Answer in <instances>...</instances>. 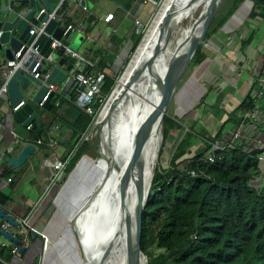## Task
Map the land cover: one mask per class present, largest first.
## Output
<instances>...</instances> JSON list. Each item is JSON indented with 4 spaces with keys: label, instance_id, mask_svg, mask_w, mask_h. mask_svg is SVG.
<instances>
[{
    "label": "trees",
    "instance_id": "obj_1",
    "mask_svg": "<svg viewBox=\"0 0 264 264\" xmlns=\"http://www.w3.org/2000/svg\"><path fill=\"white\" fill-rule=\"evenodd\" d=\"M244 1L247 0H226L215 16L204 42L193 56L188 70L194 72L206 60L204 43L218 35L225 22ZM248 1L253 4L248 22L259 18L263 25L264 0ZM248 22V30L243 39L246 42L263 41L264 30L259 35L251 34L256 28L250 29ZM143 34H132V45L125 64L141 43ZM107 67L97 66L103 73ZM118 76L119 73L105 71L101 88L102 103L115 89ZM246 77L247 81L239 88L243 93L242 100L233 110L221 107L224 92L216 95L209 117L214 122V134H210L196 120L185 130L180 120L170 115L164 117L159 158L141 216V250L147 258V264H264V161L259 160V155L264 151V142L258 146L240 139L231 143L227 135L241 125H245L248 131L257 129L264 134L262 126L258 127L256 122L246 119V115L253 112L257 105H260L261 112L264 111V84L261 81L264 79V57L258 73ZM211 90L210 86L195 110L203 108ZM75 98V94L69 97L61 94L55 96L49 110L51 121L44 125L39 118L32 122L29 129V137L34 141L47 142L49 127L55 123L61 130L59 145L65 148L61 155L62 161L66 162L65 176L47 202V214L54 208L52 200L58 188L81 158L96 147V140L87 139L85 135L93 125L102 103L93 100L90 104L93 115L78 110L80 116L72 122L63 115V110L66 107L76 108L73 104ZM57 100L58 107L55 106ZM224 116L225 119L220 122ZM68 131L70 136L62 144ZM177 131L181 137H178L169 167L164 169L159 159L169 138ZM197 142L200 144L194 155L185 162L186 169H179L184 156ZM218 142L222 144V150L213 149V145ZM10 201L9 197H1L0 207L6 209ZM31 209L28 206L18 217L26 219ZM28 237L32 240L31 244L37 246V252L39 249L41 251L42 237L38 235L31 238L30 233ZM17 238L23 240V236L18 235ZM32 245L27 246L22 259L36 253L35 249H30ZM11 247L7 243L4 247L0 246V264L12 261ZM29 264H38V256Z\"/></svg>",
    "mask_w": 264,
    "mask_h": 264
},
{
    "label": "bare ground",
    "instance_id": "obj_2",
    "mask_svg": "<svg viewBox=\"0 0 264 264\" xmlns=\"http://www.w3.org/2000/svg\"><path fill=\"white\" fill-rule=\"evenodd\" d=\"M211 1L174 0L176 13L174 14L175 20L172 22L173 28L180 26L185 20L191 19L193 14L201 10L203 5L205 14ZM171 2L172 0H166L163 4V7L154 20L152 28L145 36L141 45H139L134 57L129 64L126 63L127 67L121 73L122 75L119 76L118 85L110 95L101 113L99 119L109 118L105 128V135L108 138L107 151L105 152L103 143H99L100 153L97 161L91 162L88 158L84 157L78 163L67 184L62 188L57 197L56 204L58 207L55 217L59 216V219L52 220L48 231L45 233L46 247L43 255V264H70V261L66 263V256L68 253H71L68 250L73 253V248L75 247L73 238L70 237L71 227L69 224L72 216L74 217L73 212H79L77 217L79 219H77L76 223L78 224L81 246L85 252L83 259L79 255V264L98 263V257L101 252L100 248L115 233L120 223H124L126 218L124 209L121 211L117 183L126 168L132 149L134 133L146 115L150 111H155L158 112V115L156 116L149 140L141 156L137 173L135 172L133 176L127 179L126 197L130 205L138 207L149 190L161 139L160 118L162 108H164V104L161 103V86L167 81L173 59L189 45L192 34L190 33V28L185 29L174 48L171 46V41L167 44L164 42L163 36L161 37L160 35V28L163 17ZM249 8V3L243 4L228 21L227 25L229 28H235L237 24H240L249 12ZM204 23L205 17L203 15L195 25L196 28L193 31L192 38L199 35ZM158 47L160 51L155 54V49ZM134 76V80L131 81ZM107 160L111 162L115 171L108 170ZM138 176L139 186L136 188ZM108 190H110L108 194L111 199V203L108 206L110 207V215L109 217L105 216L102 226L107 222L109 232L107 236H101V239L96 244L93 242L94 239L92 243H88V227L93 222V218L98 216V214L101 215L105 211H103L105 209L103 204L108 203V200H104L105 197L103 196ZM89 197L92 204L85 206ZM97 202H100V205ZM79 207H82V209L79 210ZM112 213L116 217L112 216ZM60 227L62 230L64 229L65 236H60L61 239L57 237L56 241L58 242L54 243V246H51L50 241L54 239V232L57 233ZM123 248L124 237H121L119 243L111 250V255L105 260L104 264H125ZM91 250L93 251L91 252ZM51 255H53V258ZM55 258L56 263L53 261Z\"/></svg>",
    "mask_w": 264,
    "mask_h": 264
},
{
    "label": "crops",
    "instance_id": "obj_3",
    "mask_svg": "<svg viewBox=\"0 0 264 264\" xmlns=\"http://www.w3.org/2000/svg\"><path fill=\"white\" fill-rule=\"evenodd\" d=\"M83 1L85 3L84 6L86 7L85 10L83 9V5H81L80 1L66 0L60 4V0H56L50 11L53 12L58 8L57 15L61 17L59 24L65 30L71 27V34L67 38V41L69 42V50L80 56L79 59H76L67 54L63 55V57L67 58L63 69H67L68 66L72 64L69 72L70 75L75 76L77 73L94 75L95 73L101 72L97 68L98 65H105L108 66L105 69L106 72L111 74L119 73L129 56L132 45V34L138 33L135 20H139L143 25L147 24L153 16L157 4L150 0ZM21 6H23L21 1L0 0V22L6 21L12 10H17ZM109 15H112V19L107 21L106 17ZM242 44L243 45L236 42L233 46H228L222 43L219 47H215L214 44H211V47L215 48L217 51L219 50V54L213 52L211 60L207 59L211 56V52H209V48L206 49L207 52H204L206 54V60L200 65L198 70H196L199 71L198 73L201 75L205 71L207 73V77L211 75V77H209L206 81L207 85L212 86L210 83L211 80L213 78H219L221 75L219 70L221 69L222 64L225 63L222 59L225 54L230 56V54L233 53V57L235 59H237L236 57L239 55L244 58V60L246 59V52L244 49L249 44L247 46H244V42H242ZM225 47L227 50H224ZM235 49H237L238 52H236ZM247 49L248 48H246V50ZM3 60L4 52L2 51L0 53V90L5 82L1 73ZM225 60L228 62L227 56ZM204 64L206 65L203 68ZM49 69L51 68L49 67ZM49 69H46L45 72L49 71ZM246 75H248L246 70L237 69L235 72H228V70H226V77H229V80H232L233 83L229 87L230 90H233L234 88L236 91L237 89V93L239 95L238 98L232 96L235 105L231 106L229 109L227 108L228 110H233L240 104L243 93L239 88L247 81ZM62 86L63 83L56 85L57 93L54 97L59 94L63 95L61 93ZM231 92L233 93V91ZM69 96L70 95H66V97ZM31 105L33 107V113L36 114V120L40 118L43 124L47 125L51 121L50 112L41 108L38 104L31 103ZM11 109L12 107L9 104L8 97H6V95H0V198L4 196L11 199L6 206V209H2L1 207L0 209L4 210L16 219H20L18 216H20L28 206L31 207V213L27 217L29 227L39 229L43 225L45 218L48 216L45 208L47 207V202L50 200V197L55 192L57 186L56 183L50 181L52 173L51 170L44 165V160L49 158L53 153H55V155L62 160L61 155L65 151V148L64 146L59 145L61 130L59 128H53V126L56 125L55 123L49 127L47 140H58V145L54 151L45 146L42 147L37 145V140L34 141L29 137V129L23 126L22 123L16 121ZM184 113L187 114L188 112ZM260 114L263 116L264 111L260 112ZM260 126L264 128V124L258 125V127ZM246 129L247 128H245V131ZM246 132L247 134L244 140H246L249 135L254 138L264 137V134L259 132L257 129L250 134V131ZM65 136H68V140L70 131H68L64 137ZM28 144L34 145L35 151L24 165L20 168H13L6 162L7 158L16 157L20 150ZM8 179H10V181H8ZM57 197L56 199L54 197L55 205H57ZM54 199L52 200V204ZM56 213L52 220L59 219V216L55 217ZM1 222L2 221L0 220V223ZM51 222L49 223L46 232L48 231ZM46 232H44V234ZM72 235V232H70V237L74 238ZM30 237L33 238L31 234ZM53 238L55 239L56 237L53 236ZM73 242L75 247L73 248V253L68 250L71 253H68L66 256V263L68 261L73 263V261H75L74 258H76L79 253L78 246L74 240ZM31 243L32 240L28 237V246L32 245ZM31 248L36 250L35 254L31 253L23 259L21 256L18 258L13 257L12 261L8 264L31 263L32 260L38 256L37 246L32 245L30 249Z\"/></svg>",
    "mask_w": 264,
    "mask_h": 264
},
{
    "label": "water",
    "instance_id": "obj_4",
    "mask_svg": "<svg viewBox=\"0 0 264 264\" xmlns=\"http://www.w3.org/2000/svg\"><path fill=\"white\" fill-rule=\"evenodd\" d=\"M23 3V6L18 8L17 10H12L9 15V18L4 21L0 22V53L4 52V60L3 65L6 64L8 60L13 59L14 53L19 51V49L25 45V48L21 52V57L23 58V62L21 66L17 68L11 78L9 79L6 89V94H1V96L6 95L8 97V101L11 107H14L20 101L24 102V105L15 113H13L17 122L23 124V126L27 127L32 124L33 121L36 120V114L33 113V107L31 103L39 104L42 98L45 96L47 92V85H57L63 83L61 88V93L66 95H74L78 83L74 79V76L70 75V70L72 64L68 66L67 69H63L65 65L66 59L63 57V50L62 48L52 49L51 43L53 41L61 42V44L69 49V42L67 38L71 34V30L68 29L65 32V29L57 22L56 20L49 18L48 12L51 11L54 3L56 0H17ZM80 1L81 5H85L83 0ZM155 4L161 2V0H150ZM224 0H212L206 13L204 14L205 23L203 28H201L200 33L197 37H193V31L196 28V22L199 19H196L190 28V40L189 45L185 47V50L182 53L173 59L171 68L168 73L167 81L162 85L161 92H162V100L161 103L164 104V108H162L161 113V133H162V121L166 116V112L169 108V104L176 92V89L185 74L186 70H188V66L195 55L198 48L203 43L207 32L209 31L215 16L217 15L222 3ZM247 1H244L245 4ZM189 5V4H188ZM240 6V7H241ZM239 9V8H238ZM44 10V12H41ZM236 12V11H235ZM175 3L172 0L170 6L168 7L166 14L163 17V22L160 28V35L163 36L164 42L167 44L173 35L175 28H173L172 22L175 20ZM235 15V13L225 22L224 26L228 21ZM41 23H46L43 31L41 33L35 32L34 34L30 35L29 32L33 28H37ZM223 26V27H224ZM222 27V28H223ZM221 28V29H222ZM220 29V30H221ZM34 42V47L37 48L39 55L42 57L41 59V66L44 69H49L48 77L45 79H35L31 75V71L38 59V57L32 51H27V47ZM5 46V48H4ZM139 47V46H138ZM138 47L136 48L135 52L137 51ZM160 51V48L155 49V54ZM50 57L49 60L47 58ZM135 76L131 79L134 80ZM114 90L111 92V94ZM110 94V95H111ZM54 97V93L51 92L47 100L44 102L42 108L49 111L52 107L51 100ZM90 104V101H89ZM63 115L70 121L75 122L79 116L80 112L74 107H66L63 110ZM158 112L150 111L146 117L140 122L136 132L134 133L132 139V149L130 152V156L128 157L127 165L125 170L123 171V175L120 176V179L117 183V191L119 202L121 203V211L126 212V218L124 223H120V226L115 230V233L105 242L99 254V261L98 263L94 264H104L105 260L111 255V250L114 248L116 244L119 243L121 237H124V263L125 264H147V258L143 254L141 250V234H142V225H141V216L142 211L147 200L152 178L155 172V166L153 167L152 178L149 185V190L147 191L146 196H144L141 204L138 207H133L130 205L127 197H126V183L127 179L130 176H133L135 172L137 173V169L140 164L141 156L145 150L146 144L149 140L151 130L153 124L155 122L156 116ZM101 114L99 115L100 118ZM106 122L109 121V118L104 119ZM105 128L102 130L105 135ZM68 136H65L62 140L64 143L67 140ZM106 138V135H105ZM107 139V138H106ZM106 145V143H105ZM105 148V146H104ZM35 151V146L32 144H28L24 146L20 152L17 154L16 157L7 158L6 162L11 165L13 168H20L24 165L29 158L33 155ZM105 148V152H106ZM82 160V159H81ZM78 164V163H77ZM76 164V166H77ZM75 166V168H76ZM107 167L109 171H115L113 169V165L109 160H107ZM74 168V170H75ZM73 170V171H74ZM73 173V172H72ZM136 188L139 186V176L138 180H136ZM110 190L105 192L104 200H108V203H104L105 209L101 215L98 214L95 218H93V222H91L90 226L87 230V240L88 243L93 241L96 244L100 239L101 236H107L108 224L107 222L103 225V221L105 216L110 215V207H108L111 203V199L109 196ZM59 193V192H58ZM57 193V196H58ZM55 196V199L56 197ZM109 196V197H108ZM55 199L53 204L55 205ZM113 202L114 199L112 198ZM101 202V201H100ZM100 202L97 204L100 205ZM102 203V202H101ZM87 204H92L90 197L87 199ZM82 207H79V210ZM78 210V211H79ZM79 212H73L74 217L70 219V227L72 230L73 235L75 236L79 247L82 250L80 242V236L78 232V224L77 218ZM112 216L116 217L115 214L112 213ZM111 216V219H112ZM121 218V216H120ZM0 220L6 222L11 225L12 228L17 229L19 228V223L16 219L6 213L4 210L0 209ZM114 220V218H113ZM109 222V220H107ZM38 233L34 232L31 233L33 238H36ZM0 237L6 240V242L12 244L13 246H18V255L24 256L27 252V246L22 244V241L15 237L13 234L6 233L0 230ZM42 237V236H41ZM42 246V244H41ZM93 250H91L92 252ZM40 253V249L38 250ZM85 253V252H84ZM91 263V262H89Z\"/></svg>",
    "mask_w": 264,
    "mask_h": 264
},
{
    "label": "rangeland",
    "instance_id": "obj_5",
    "mask_svg": "<svg viewBox=\"0 0 264 264\" xmlns=\"http://www.w3.org/2000/svg\"><path fill=\"white\" fill-rule=\"evenodd\" d=\"M165 1L166 0H161V2H159L157 4L155 12L153 13V16L148 21V23L145 24V27L143 29L144 34H143V38H142L141 43L145 39V36L148 34L149 30L152 28L154 20L157 17L160 9L163 7V4L165 3ZM225 2H226V0L223 1L221 7L225 5ZM227 3H229V1ZM203 6H202L201 10H199L193 14L191 19L185 20L184 21L185 23L182 22V24L180 26L175 28L173 35L171 37V40H170L172 42L171 46L173 48H174L177 40L182 36L183 31L185 29L189 28L192 25V23L195 21V19H198V17H199V19L196 22V24L200 21V19L202 18V16L204 15V12H205V10L203 9L204 8ZM237 10H236V12H237ZM251 10L252 9L250 8L249 12L245 15L244 19L241 21V23H240L241 25L237 24L235 28H229V26L227 25L228 23H226V25L219 31L218 35L211 37L203 45L204 52H207L206 49L209 48V52H211V56L207 59L211 60V58L213 56L212 55L213 52L219 54V50L218 51L215 50V48L210 46L211 44H214L215 47H219L222 43H224L228 46H231V45L233 46L236 42L241 43V45H243L242 42H244L245 43L244 46H247L249 44L244 49L246 52L245 53V56H246L245 60L240 55L238 57H236L237 59H235L233 57V53L230 54V56L225 54V56L222 57V59H223V61H225V63L222 64V67L219 70V73L221 75L219 76V78H213L211 80L210 83L212 84V86H211L212 90L210 91L209 95L206 97L205 105H203L202 109L195 110V108H197L196 105L200 102L201 98L206 94L207 89H210V86L206 84V81L209 77H211V75L208 74L209 76L207 77L206 71L202 75L199 74L198 73L199 71H197V70L200 66L194 72H191L190 70H186L185 74L183 75V77H182V79H181V81H180V83L176 89V92H175V94H174V96H173V98L169 104V108L166 112V115H170V117L180 120V122L182 123L185 130L189 126L192 125L193 120H196L200 124H203L205 126V128L209 130L210 134H214V132H215L214 131L215 126L213 127L214 122H212L209 119V117H210V107L214 103V100H215L217 94H219L221 92L225 93V96H224L222 103H221L222 108H225V109L228 108L229 109V108H231V106L235 105L232 96H235V98L236 97L238 98L239 95L237 93V89H236V91L234 88H233V90H230L229 87L233 83H232V80L231 81L229 80V77H226V70H228V72H235L237 69L246 70L249 77L254 76L255 74L258 73L259 68H260V63L262 61V58L264 57V46H263L264 43H263V41H261V42H255V41L246 42V39H243L247 33V30H248L246 27V22H248V16H249ZM237 23H239V22H237ZM248 23H249L250 29L256 28L251 34L259 35L262 32V30H264V24L261 25V21L259 18L251 20ZM141 43L139 45H141ZM246 48H248V49L246 50ZM224 50H227V48L225 47ZM235 50H236V52H238L237 49H235ZM235 54H237V53H235ZM134 55H135V52L129 58L127 64L130 63V61L132 60ZM221 55L223 56L222 53H221ZM226 56H227L228 62H227V60H225ZM208 63H206V64H208ZM206 64L203 65V68L205 67ZM126 67H127V65L125 64L122 67L121 71L119 72V76L122 75L121 73L124 72ZM222 72L224 73V75ZM119 76L117 78V83H116L115 88L118 85V80L120 79ZM203 76H205V77H203ZM231 91H233V93ZM109 97H110V95L103 101V103L100 107V111L93 121V125L90 127V129L88 130V132L86 134L87 139L96 140V147L91 148L89 154L86 156V158H88L91 162H96L97 159L99 158V153H100L99 143L100 144L103 143L106 150L108 149V138L107 139L105 138L104 132L102 130L104 127H106L108 122H106V120H104V119H99V115L102 113L105 105L107 104V102L109 100ZM184 112H188V113L185 114ZM224 119H225V116L222 118V120L220 122H223ZM255 122L257 123V125L264 124V115L262 117H259V119H257ZM251 132H253V130H250L249 134ZM259 132H262V131L259 130ZM246 134H247V132L244 130L243 136L245 137ZM227 135H228V140L230 142L232 140L234 132L233 133L231 132ZM178 137H179V132L178 131L173 132L172 137L169 138V141L167 142L166 146L164 147L163 155L159 159L160 164H161L162 168H164V169L169 167V162H170L172 153L175 149L176 142H178V140H179ZM180 137H181V135H180ZM243 140H244V138L242 139V141ZM255 140H256V138H254L251 135H249V137L246 138V142H248V143L250 142L253 145H256L254 143ZM105 143H106V145H105ZM161 144H162V133H161L160 145H159L157 155H156L155 167L157 165V161L159 158L158 154H159V150L161 148ZM196 144L197 145L193 146L189 150L188 154H186L184 156L183 162H181V164L179 165V169H181V170L186 169V163L185 162L188 161L194 155V152H195L198 144H200V143L197 142ZM83 158H81V159H83ZM70 176L61 185V187L58 188L57 192L55 193V196H57V193L60 192L62 190V188L65 187ZM58 195H59V193H58ZM54 197H53V199H54ZM56 211H57V205H54V208L49 212L48 217L45 218L43 225L39 229L34 228L35 230H37L39 232L40 236H42V247H41L40 253H38V264H43V259H44V256H43L44 253L43 252H44V243H45V240L43 239L45 237L44 232H46L48 225L51 222L52 218L54 217ZM60 223H59V226H60ZM70 231L72 232L71 229H70ZM53 232H54V230H53ZM54 233H55L56 238L60 237V236L61 237L65 236L64 229L62 230L61 227L59 228V231L57 232L59 236H57L56 232H54ZM43 234H44V237H43ZM72 236H74V235H72ZM61 237H60V239H61ZM56 238L51 239V241H50L51 246H54V243L58 242V241H56ZM73 240L75 241L76 245L78 246L79 253H78L77 257L74 258L75 261H73V263L72 262H69V263L70 264H79V255L83 259V255H85V253L83 252V254H82V250L79 247L75 236H74ZM8 244L11 245L10 243H8ZM51 257L53 258V255H51ZM53 261L56 263V258L53 259Z\"/></svg>",
    "mask_w": 264,
    "mask_h": 264
},
{
    "label": "built area",
    "instance_id": "obj_6",
    "mask_svg": "<svg viewBox=\"0 0 264 264\" xmlns=\"http://www.w3.org/2000/svg\"><path fill=\"white\" fill-rule=\"evenodd\" d=\"M64 1H66V0H60V4H62ZM246 3H249L250 8L252 9V7H253L252 2L247 1ZM250 8H249V10H250ZM57 9H55L53 12H48V15H49V18H52V19L56 20L57 22H60L61 17H59L57 15ZM83 9L85 10L86 7L83 6ZM41 12H44V10H42ZM111 19H112V15H109L106 17L107 21H109ZM45 25H46V23H41L37 28H33L32 30H30L29 34L32 35L36 31L41 33L43 31ZM135 25L138 29V32L143 33V29H144L145 25H143L139 20H135ZM68 29L72 30L71 27H69ZM68 29H66V30H68ZM66 30H65V32H66ZM33 45H34V42L31 43L27 47V51H26V53H28L29 51H32L38 57L32 71H31V75L35 79H41V78L45 79L48 77L49 71L45 72L46 69H44V67L41 66L42 57L39 55L37 48L34 47ZM51 47H52V49L62 48L63 55L67 54L72 58H76V59L80 58V56L77 53L72 52L67 47L63 46L61 44V42L53 41L51 43ZM24 48H25V45H23L19 49V51L14 53L12 60H8L6 62V64L3 65V68L1 69V73H2L3 78L5 79V82H4L3 86L1 87L0 95L7 93L6 86H7L9 79L13 75L14 71L21 66V63L23 62V58H24V57H21V52ZM49 59H50V57L47 58V60H49ZM104 78H105V74L103 72H98V73H95L94 75L77 73L74 76V79L78 83V86H77L76 91H75L76 98H75L73 104L75 105L77 110L83 111L84 113H86L88 115H93L94 111L90 107V104L93 100H96V101L102 103L101 102L102 101L101 100V88L103 86ZM261 81L264 84V79H262ZM51 92H53L54 95H56V93H57L56 85H51V84L47 85V92L38 104L41 108H42L44 102L49 97ZM260 95L261 94H258V96H260ZM89 101H90V104H89ZM23 105H24V102L20 101L18 104H16L14 107H12V109H11L12 113L17 112ZM58 105H59V101L57 100L55 102V106L58 107ZM260 109H261L260 105H257L253 112L248 113L246 115V119H249L252 122H255L257 119H259V117H261V114H260L261 110ZM30 126L31 125L27 126V129H30ZM53 128L57 129L58 127H57V125H54ZM245 128H246L245 125L244 126L241 125V127L237 128L234 131V135H233L232 140L230 142L232 143V142H235L236 140H239V139L242 140L243 138H245L243 136V131ZM85 137H86V135H85ZM263 142H264V137H262V138L259 137V138H256L254 143L256 144V146H258V145H263ZM36 143H37V145L45 146L47 148H50L52 151H54L58 145V140L50 139L47 142L37 140ZM222 148H223V146L219 142L215 143L213 145L214 150H222ZM210 160L212 161L213 158L210 157ZM259 160L264 161V151L261 152V154L259 155ZM44 165L51 170L52 177H51L50 181L53 183H56V184L62 183L64 176H65L64 169L66 166V162L60 160L55 155V153H53L49 158L44 160ZM8 181H10V179H8ZM16 221L19 223V228L14 229L11 227L10 224L2 221L0 223V230L4 231L6 233H9V234H13L15 237H17L18 235L24 236L23 240H21L22 244L25 246H28V234L29 233L31 234L34 232L39 234V232L37 230H35L34 228L29 227L27 218L26 219H16ZM43 237H44V234H43ZM43 239L45 240V243H44V252H45L46 237H44ZM6 243H8V242H6V240H4L3 238L0 237V246L4 247ZM10 253L14 258H18L19 257L18 246L12 245Z\"/></svg>",
    "mask_w": 264,
    "mask_h": 264
},
{
    "label": "clouds",
    "instance_id": "obj_7",
    "mask_svg": "<svg viewBox=\"0 0 264 264\" xmlns=\"http://www.w3.org/2000/svg\"><path fill=\"white\" fill-rule=\"evenodd\" d=\"M248 1V0H247ZM251 2V1H250Z\"/></svg>",
    "mask_w": 264,
    "mask_h": 264
}]
</instances>
